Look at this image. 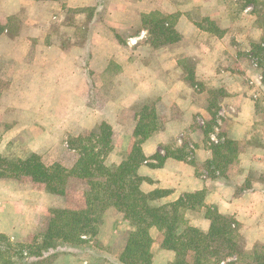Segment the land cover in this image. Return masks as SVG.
<instances>
[{"label":"crops","instance_id":"crops-1","mask_svg":"<svg viewBox=\"0 0 264 264\" xmlns=\"http://www.w3.org/2000/svg\"><path fill=\"white\" fill-rule=\"evenodd\" d=\"M77 1L78 5H83L80 0ZM107 1L105 0V4ZM3 2L7 8L6 13H13L18 8L19 0ZM49 2L52 3L51 7L57 8L59 4L64 7V0H58V3L53 0ZM197 5L202 7V20L216 21V25L218 24L224 31L222 36H217L205 27L197 26L196 15H200L197 13L200 11ZM100 6L95 3L94 12L101 11ZM124 7L120 13L107 10L108 22L112 27L110 30L117 32L118 29L129 27L124 15L130 8ZM160 8L167 14L179 15L175 29L182 39L180 42L161 47L149 65L144 64L140 57L132 56L133 49L130 47L129 36L120 42L115 35L98 31L101 23L94 20L90 42L91 62L94 66L90 63V67L94 70V77L106 80L107 91L104 93L112 92V95L102 106L94 105V114L91 115L86 127L103 121L110 124L113 130V150L105 162L107 165H115L122 159L120 151L126 149L125 141H130L139 119L123 116L122 111L130 108L138 99L154 96L152 117L154 131L145 137L141 144V149L148 160L141 164L138 173L148 180L141 184L144 191L162 189L168 193L151 203L174 201L185 192L205 189L207 204L214 205L220 213L233 215L239 222L249 221L251 225H247L246 228L251 230L254 242L261 241L264 239V183L257 175L252 187L236 193V189L245 183L253 170L254 173L264 171V120L257 118L259 103L264 102V84L253 62L248 61L247 68L241 72L231 65L236 61L241 63V54L246 56L249 52V48H242L240 45L243 36L251 39L248 40L249 44L257 36L253 18L248 29L238 18L239 15L250 17L251 5L244 7L242 12L236 8L229 12L225 0H160ZM148 11L139 8L135 17L136 23L139 22L138 16ZM25 31L26 37L39 36L40 42L43 40L41 36L45 37L48 29L40 23H35L29 25ZM97 32L101 35H97ZM7 33L4 30L0 35V47L7 45L1 39L5 38ZM141 39L142 37L138 36L136 41ZM243 41H246L245 38ZM71 48L69 51H63L61 43L53 36L50 43L44 45L46 54L41 57L34 56L30 62L24 64L29 76H33V82L27 88L29 93L59 95L60 83L62 86L68 84L70 87L84 79L78 65L84 49L79 45H73ZM2 50L3 48H0V52ZM184 58H191L194 61L192 72L191 68L184 66ZM40 62L43 65L39 66L43 68H39ZM60 63L66 65L59 66L56 75L55 70ZM24 65L21 67L23 71ZM112 66L116 67L117 71H113ZM189 77L192 79L191 82L188 81ZM52 83L55 84V88L51 91L49 87ZM217 90L224 93L218 102L220 106L218 115L220 118L231 119L224 132L225 137L246 144L239 155L238 169L230 180L220 174L206 177L204 174L196 173L197 166L212 158L205 134L210 108L208 98ZM115 95L119 97L116 98ZM87 107L82 105L81 109ZM220 125L221 119H218L214 127L215 132L210 133L211 140H218L217 131ZM183 137H187L194 159H187L186 154L170 155L165 157L161 166L154 165L156 161L151 158L153 154L159 152L164 156L166 152L163 145L170 143L180 146L183 144ZM254 139L258 141L254 142ZM110 211L112 214L113 211ZM106 215L108 214H105V217ZM248 215L250 219L247 217V220H244V216L246 218ZM200 226L199 229L202 231L209 227V220L203 215Z\"/></svg>","mask_w":264,"mask_h":264},{"label":"rangeland","instance_id":"rangeland-1","mask_svg":"<svg viewBox=\"0 0 264 264\" xmlns=\"http://www.w3.org/2000/svg\"><path fill=\"white\" fill-rule=\"evenodd\" d=\"M53 1L58 3V0ZM80 3L83 5H78L77 0H64V7L59 4L56 8L51 7L52 3L49 0H19L17 10L13 13H6L7 8L3 0H0V22L6 24L8 28L6 29L8 39L1 37L7 45L0 47L3 48L0 52V154L3 156L26 158L31 153H36L41 156L46 164L59 160L64 166H71L74 158L67 150V140L94 128L96 125L86 127L91 115L94 114V105L102 106L112 95V92L110 94L104 93L107 91L106 80L94 77V70L90 67V63L94 66V63L91 62L92 47L90 45L94 31L91 29L92 26L94 27V20L101 23L98 26V31L102 30L109 35H115L120 42L125 41L124 37L129 36L130 47L133 49H131L132 56L140 57L146 65L154 61L156 52L160 48L154 47V43L157 41V33L152 34L148 30L150 23L148 20L143 21V19L146 20L143 15L149 16L150 13L155 12V15L168 16L165 18L166 22L171 24L178 35L170 44L180 42L182 39V36L175 29L179 15L167 14L160 8V0H111V2L108 0L106 4L105 0H80ZM95 3L101 5V11L94 12ZM225 4L229 12L232 8L242 12L244 7L251 5L250 17L239 15L238 18L247 29L254 20L257 36L250 44L248 40L251 39L243 36V40L245 38L246 41L241 40L240 45L242 48H249V52L246 56L241 54V63L236 61L235 64L231 65L241 72L245 70L248 61L253 62L264 84V41L262 42L264 40V0H225ZM123 6L130 8V11L124 15L129 27L118 29L117 32L112 31L106 12H108L107 10H114L120 13ZM197 6L200 9L197 12L200 15L196 13L197 26L205 27L217 36H222L224 31L218 24L216 25V21L202 20V7L201 5ZM139 8H145L149 11L140 14L138 16L139 22L136 23L135 17L138 15ZM114 16L117 17L118 15ZM124 16L122 17L124 18ZM149 18L151 17L149 16ZM251 18L253 19L251 20ZM35 23H40L48 29L46 36H41L43 40L40 42L38 41L39 36L29 38L25 35V29L27 30L29 25ZM108 29L109 31H107ZM20 34L24 36L18 37ZM97 35H101L100 32H97ZM53 36L61 43L63 51H69L73 45H79L84 49L78 64L82 74H84V79L70 85V87L68 84L62 86L63 84L60 83L61 93L59 95L54 93L33 95L27 89L28 85L33 82V76H29L24 64L30 62L34 56L41 57L46 54L44 45L50 43ZM138 36L142 37L140 41H136ZM258 62L261 63V66L257 65ZM193 64L194 61L191 58H184V66L188 69L191 68V72ZM22 65H24V71L21 69ZM39 65H43V63L40 62ZM64 65L66 64H58L56 72L54 71L56 75L58 74V67ZM39 68L43 67L39 66ZM111 69L117 71L114 66ZM191 80V78L188 79L189 82ZM54 88L55 84L52 83L49 89L52 91ZM114 93L116 92L114 91ZM222 96L224 93L217 90L208 98V105L210 106L207 115L208 121L213 120V122L208 123L205 134L208 147L209 142H223V134L225 135L224 132L231 121L227 117L220 118L218 115L220 108L218 102ZM114 97L119 96L115 95ZM262 102L257 108V118L264 120V102ZM82 105L88 107L83 110L81 109ZM154 105V96H147L138 99L134 105L122 111L123 116L139 118L134 129L137 135L133 136L132 134L130 141H125L126 149L120 151L122 159L128 155L134 142L144 137L147 132L154 131L152 125ZM218 119H221V125L217 131L218 140L215 141L210 139V133L215 132L214 127L217 125ZM257 141L258 139H254V142ZM245 145V142L239 143L237 157L232 163L222 167L224 173L227 174L226 179L230 180L234 176L235 170L238 169L239 155ZM180 146L170 143L164 144L163 147L166 152L164 156L186 154L187 159H194L187 137H183V144ZM112 150L106 156L105 161ZM121 160L119 159V161ZM218 162L210 161L200 164L197 166L196 173L204 174L206 177L216 176L219 168L215 169L214 167L217 166ZM254 171L250 173L241 187L245 189L252 187V182L257 175H259L257 177L260 181L264 183V171L261 173H254ZM82 190L84 189L81 185L70 180L65 195H54L46 192L41 184L31 181L27 177H0V235H4L11 243H24V251L31 252L42 239V232L50 215L49 210L52 208L82 207L84 205ZM240 191L236 190V193ZM110 212V210L107 212L106 221L100 227L99 245L91 241L85 245L82 251L76 253L61 252L53 256L48 264H124L121 257L125 255L123 249L133 227L129 221L122 218L121 213L113 211L111 214ZM202 215L204 216V211H191L185 217L189 224L199 228L202 224ZM247 217L248 220L250 219V215H248L246 218L244 216V220H247ZM240 224L245 248L255 249L260 251V255H263L264 239L254 242L251 230L246 228L251 223L243 221ZM152 235L154 241L150 249L152 252L151 264H168L174 259L173 251L162 247L161 233L155 228H152Z\"/></svg>","mask_w":264,"mask_h":264},{"label":"trees","instance_id":"trees-1","mask_svg":"<svg viewBox=\"0 0 264 264\" xmlns=\"http://www.w3.org/2000/svg\"><path fill=\"white\" fill-rule=\"evenodd\" d=\"M149 16L143 15L146 18L143 21L148 20V30L157 33L154 47L166 46L178 37L171 24L166 22L168 16L155 15V12ZM6 29V24L0 22V33ZM257 65L261 66V63ZM211 122L212 119L208 121ZM149 134L147 132L134 142L128 155L115 165L105 162L113 148V130L104 121L67 140V150L74 158L70 167L59 160L46 164L36 153L26 158L0 154V177H27L54 195H65L70 180L84 189L82 207L49 210L42 239L31 252L24 251V243H11L0 235V263L48 264L61 252L82 251L91 241L99 245L100 227L106 221L105 214L112 210L121 213L133 227L125 242V255L121 257L124 264L152 263V228L161 233L162 247L174 253V259L168 264H264V254L245 248L240 222L233 215L220 213L214 205L206 203L205 189L185 192L174 201L151 203L167 195L168 191L146 192L141 188L147 179L139 175L138 169L148 160L141 144ZM136 135L134 131L133 136ZM223 136V142H209L212 158L207 162L219 161L214 168L218 167L217 174L226 177L222 167L237 157L239 143ZM165 157L156 152L151 158L156 161L154 165L161 166ZM191 211H204V217L209 220L207 231L187 222L185 216Z\"/></svg>","mask_w":264,"mask_h":264}]
</instances>
